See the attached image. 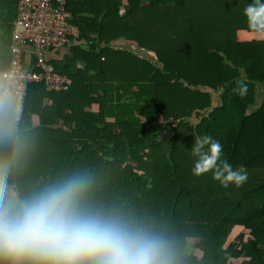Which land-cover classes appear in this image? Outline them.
Wrapping results in <instances>:
<instances>
[{
    "label": "trees",
    "instance_id": "obj_1",
    "mask_svg": "<svg viewBox=\"0 0 264 264\" xmlns=\"http://www.w3.org/2000/svg\"><path fill=\"white\" fill-rule=\"evenodd\" d=\"M250 2L69 0L79 36L49 62L70 83L28 84L18 114L12 97H0L21 141L0 171V194L87 173L86 202L164 231L178 264H264V39L237 36L249 31ZM16 5L0 0V69ZM205 134L234 168L244 165L240 187L191 174L193 137ZM188 239L200 255L187 251Z\"/></svg>",
    "mask_w": 264,
    "mask_h": 264
},
{
    "label": "clouds",
    "instance_id": "obj_2",
    "mask_svg": "<svg viewBox=\"0 0 264 264\" xmlns=\"http://www.w3.org/2000/svg\"><path fill=\"white\" fill-rule=\"evenodd\" d=\"M242 15L247 29L264 39V0H251ZM237 91L243 96L247 86L241 83ZM20 143L10 117L0 115V149L5 152L0 171L14 163ZM189 151L195 158L193 176L211 172V179L225 189L246 182L244 165L234 168L218 139L195 136ZM88 184V174L76 172L23 196L0 194V264H178L164 231L95 209L84 196Z\"/></svg>",
    "mask_w": 264,
    "mask_h": 264
},
{
    "label": "built area",
    "instance_id": "obj_3",
    "mask_svg": "<svg viewBox=\"0 0 264 264\" xmlns=\"http://www.w3.org/2000/svg\"><path fill=\"white\" fill-rule=\"evenodd\" d=\"M69 0H17L11 32L10 61L0 70V97H12L21 111L28 84L44 83L48 90H63L68 77L49 62V51L78 38L79 28L70 21Z\"/></svg>",
    "mask_w": 264,
    "mask_h": 264
},
{
    "label": "rangeland",
    "instance_id": "obj_4",
    "mask_svg": "<svg viewBox=\"0 0 264 264\" xmlns=\"http://www.w3.org/2000/svg\"><path fill=\"white\" fill-rule=\"evenodd\" d=\"M238 33V39L239 40H244V38H246V39H261V38H259L255 33H253V32H251V31H248V32H245V33H243L242 31H238L237 32ZM97 106L96 105H94L93 106V109H97L96 108ZM3 192V187L2 186H0V193H2ZM237 232L238 231H236L235 229L234 230H231V233H230V235H229V238L228 239H226V244H228L229 243V241L230 240H233V238H234V236L237 234ZM233 237V238H232ZM187 245H188V247H187V251L188 252H196L198 255H200V251H199V249H196L197 247H195L194 246V240H192V239H188V241H187ZM241 260V258H238V259H236L235 261H233L234 263H237V262H239Z\"/></svg>",
    "mask_w": 264,
    "mask_h": 264
},
{
    "label": "crops",
    "instance_id": "obj_5",
    "mask_svg": "<svg viewBox=\"0 0 264 264\" xmlns=\"http://www.w3.org/2000/svg\"><path fill=\"white\" fill-rule=\"evenodd\" d=\"M244 39H246V38H244ZM57 51H59V50H57ZM48 56L50 57V59L51 58H59L58 57L59 55L57 54V52L53 51V50L49 51Z\"/></svg>",
    "mask_w": 264,
    "mask_h": 264
}]
</instances>
